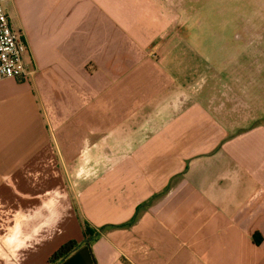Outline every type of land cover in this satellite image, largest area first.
<instances>
[{
    "label": "crops",
    "instance_id": "obj_1",
    "mask_svg": "<svg viewBox=\"0 0 264 264\" xmlns=\"http://www.w3.org/2000/svg\"><path fill=\"white\" fill-rule=\"evenodd\" d=\"M2 4L35 73L0 80V199L76 179L19 264H264V39L207 54L174 0Z\"/></svg>",
    "mask_w": 264,
    "mask_h": 264
},
{
    "label": "rangeland",
    "instance_id": "obj_2",
    "mask_svg": "<svg viewBox=\"0 0 264 264\" xmlns=\"http://www.w3.org/2000/svg\"><path fill=\"white\" fill-rule=\"evenodd\" d=\"M174 4L183 12L188 9L186 31L203 43L207 54L215 47L216 53L224 55L249 53V40L264 39V0H174ZM65 166L61 186L39 191L41 196L30 198L28 208L0 199V264H19L21 254L36 251L58 233L57 222L75 206V173Z\"/></svg>",
    "mask_w": 264,
    "mask_h": 264
},
{
    "label": "built area",
    "instance_id": "obj_3",
    "mask_svg": "<svg viewBox=\"0 0 264 264\" xmlns=\"http://www.w3.org/2000/svg\"><path fill=\"white\" fill-rule=\"evenodd\" d=\"M4 1L0 0V80H29L35 73L26 61L29 48L23 35L12 29Z\"/></svg>",
    "mask_w": 264,
    "mask_h": 264
},
{
    "label": "trees",
    "instance_id": "obj_4",
    "mask_svg": "<svg viewBox=\"0 0 264 264\" xmlns=\"http://www.w3.org/2000/svg\"><path fill=\"white\" fill-rule=\"evenodd\" d=\"M86 233L89 232V228L86 227ZM79 245L74 242H69L68 244L61 247L49 260V264H57L58 262L64 260L68 257Z\"/></svg>",
    "mask_w": 264,
    "mask_h": 264
}]
</instances>
